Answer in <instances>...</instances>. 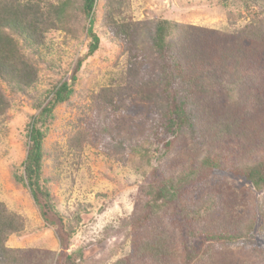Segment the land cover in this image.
Instances as JSON below:
<instances>
[{
    "label": "trees",
    "instance_id": "1",
    "mask_svg": "<svg viewBox=\"0 0 264 264\" xmlns=\"http://www.w3.org/2000/svg\"><path fill=\"white\" fill-rule=\"evenodd\" d=\"M97 1L64 0L55 4L45 0H0V82L15 92L27 93L35 88L37 68L30 54L41 53L49 29L64 23L67 15L75 18L81 14L87 20L89 44L86 54L76 61L78 69L82 58L98 48L99 38L93 31ZM222 1L243 5L259 1L264 7V0ZM129 9V0H104L103 21L111 38L123 45L131 74L141 75L136 80L138 92L147 97L154 115L148 143L161 144L163 152L138 186L134 211L122 220L130 234V252L112 264H238L234 258L223 263L218 259L226 252L230 254L232 248L250 250L264 261V198L256 225L255 213L242 220L233 210H222L218 194L200 193L206 179L225 170L244 178L264 196V148L258 158L235 163L228 161L224 149L217 146L237 133L239 125L242 128L245 119L234 113L243 109L252 113L264 106H252L264 99V21L252 15L250 23L228 34L165 19L134 21L127 14ZM71 81H75L73 76ZM71 85L59 80L43 94L36 106L39 111L27 124L22 173L15 175L47 221L53 205L49 191L40 183L45 136L42 127L55 107L69 100L74 92ZM107 106L116 110L111 101ZM6 108L0 90V114ZM218 109L224 111L216 114ZM110 133L115 139L114 131ZM181 137L188 149L175 164L164 166L163 156L173 154ZM114 143L121 148L130 145L126 136ZM193 189H198L197 196ZM164 219L182 229L185 240L180 248L174 244ZM23 231V218L7 211L0 202V264H76L82 258L76 252L64 258L57 256L52 262L39 252L30 256L25 249L6 246L10 235ZM73 233L74 228L69 227L65 235L71 237Z\"/></svg>",
    "mask_w": 264,
    "mask_h": 264
},
{
    "label": "rangeland",
    "instance_id": "2",
    "mask_svg": "<svg viewBox=\"0 0 264 264\" xmlns=\"http://www.w3.org/2000/svg\"><path fill=\"white\" fill-rule=\"evenodd\" d=\"M45 1L58 4L64 0ZM129 2L127 14L140 22L165 19L229 34L250 23L252 15L264 21V7L259 1L248 5L222 0ZM103 3L98 0L94 8L93 31L99 38L98 48L82 58L78 69L75 70L76 61L86 54L89 44L87 20L81 14L75 18L67 15L64 23L49 29L41 53L30 54L37 68L35 88L27 93L15 92L0 82L7 102L0 114V202L7 211L20 215L24 223L23 233L10 235L6 246L25 249L30 256L39 252L52 262L57 256L64 258L76 252L82 254L76 264H112L128 255L130 234L122 220L134 211L138 186L163 152L161 144L148 143L153 108L147 97L138 92L136 80L141 75L131 74L123 45L114 41L105 27ZM247 77L255 84L252 77ZM59 80L72 84L74 92L69 100L55 107L42 127L45 136L40 183L49 191L53 205L47 221L15 175L22 173L28 145L27 124L39 111L36 106L43 94ZM109 101L116 110L107 106ZM255 105H264V99L252 103ZM223 111L218 109L216 114ZM235 114L245 119L242 128L239 125L237 133L225 137L217 146L224 149L230 162L258 158L264 148V106L252 113L243 109ZM123 136L130 145L121 148L114 142ZM186 145L187 141L179 138L173 154L163 156L162 164H175L188 149ZM192 192L194 196L199 193L198 189ZM205 192L218 194L222 210H233L242 220L255 213L256 225L259 224L257 211L264 196L244 178L217 171L201 184L200 193ZM163 223L180 248L185 238L182 229L166 219ZM69 227L74 228L71 237L65 235ZM230 252L219 255L220 262L234 258L238 264H264L250 250L232 248Z\"/></svg>",
    "mask_w": 264,
    "mask_h": 264
}]
</instances>
